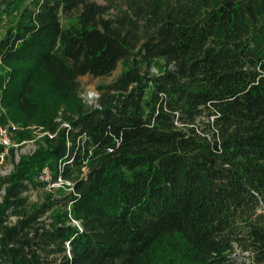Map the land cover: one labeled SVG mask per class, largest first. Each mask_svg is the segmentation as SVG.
Here are the masks:
<instances>
[{
    "label": "trees",
    "instance_id": "16d2710c",
    "mask_svg": "<svg viewBox=\"0 0 264 264\" xmlns=\"http://www.w3.org/2000/svg\"><path fill=\"white\" fill-rule=\"evenodd\" d=\"M106 1L0 0V103L54 135L0 173V264H264V0ZM45 165L75 193L32 203Z\"/></svg>",
    "mask_w": 264,
    "mask_h": 264
},
{
    "label": "rangeland",
    "instance_id": "374dc122",
    "mask_svg": "<svg viewBox=\"0 0 264 264\" xmlns=\"http://www.w3.org/2000/svg\"><path fill=\"white\" fill-rule=\"evenodd\" d=\"M100 3L106 4V0H97ZM63 24L66 25L67 21L63 20ZM7 21H4L0 25V38L4 35L7 29ZM123 67H119L113 71L112 74L104 77H93L91 75H85L80 78L81 81V100L86 105L96 106L99 103V99L103 94V89L111 83H113L116 78L122 72ZM154 73H157V68H152ZM4 67L0 64V75L5 73ZM102 87V89H101ZM95 93L96 96L92 93ZM98 94V97H97ZM67 104L61 105L58 110L56 121L62 124H67L69 122V116H71L72 111L68 108ZM0 124L3 126L12 127L15 126L16 129L12 131V146L8 149V155L2 161L0 157V173L3 175H10L15 171L16 165L20 162L22 157H27L33 155L39 147L44 144L45 138L50 132L47 128L37 125H24L20 122H15L8 117V110L0 103ZM62 193H68L66 189H56L48 190L42 184L39 188L33 189L29 193V198L32 203L43 202L48 195L59 196ZM4 191L0 193V201L2 200V195ZM14 219V218H13Z\"/></svg>",
    "mask_w": 264,
    "mask_h": 264
},
{
    "label": "built area",
    "instance_id": "2783aa9c",
    "mask_svg": "<svg viewBox=\"0 0 264 264\" xmlns=\"http://www.w3.org/2000/svg\"><path fill=\"white\" fill-rule=\"evenodd\" d=\"M92 94L96 96L94 92ZM63 125L67 126L68 123ZM14 129H16L15 126L5 127L0 124V157L2 161L8 155V149L12 146L11 134ZM48 135L51 137L54 136L51 132H49ZM37 179L48 190L66 189L68 192L75 193V181L65 177L61 172L56 174L50 165H45L40 170ZM72 223L81 228L80 221L72 219Z\"/></svg>",
    "mask_w": 264,
    "mask_h": 264
}]
</instances>
